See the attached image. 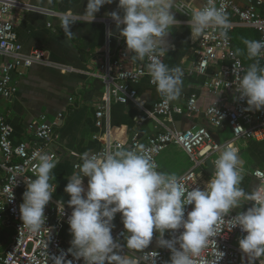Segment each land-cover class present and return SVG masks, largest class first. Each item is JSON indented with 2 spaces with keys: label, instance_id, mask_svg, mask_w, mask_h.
Segmentation results:
<instances>
[{
  "label": "built area",
  "instance_id": "1",
  "mask_svg": "<svg viewBox=\"0 0 264 264\" xmlns=\"http://www.w3.org/2000/svg\"><path fill=\"white\" fill-rule=\"evenodd\" d=\"M203 7L222 9L228 17L230 26L227 29L209 27L198 37L193 51L194 63L189 74L205 76L210 68L217 67L218 70L213 76H207L205 87L215 96L220 95L222 91H230L234 94L231 104L215 103L205 111L199 108L197 95L190 96L185 107L174 106L172 102H166V98L161 95L157 103L146 108L145 103L139 100L137 85L147 79L151 86H156L148 70L149 57L146 56L143 60L134 58L135 54L127 49L124 38L120 36L117 37L118 42L113 46L112 36L107 35L111 25H116L111 17L95 18L93 21L91 18L87 19L105 26L104 44L98 55L90 62L88 71L85 72V75L101 80L104 85L101 105L96 112V127L99 133L94 136V139L100 143V149L95 154H104L117 149L135 150L150 157L157 165V171H160V156L168 148L178 147L191 162L190 170L178 177L188 190L205 187L197 179L203 176L207 178L206 182H209L213 175L206 176L207 164H212L214 174L215 161L219 158L220 150L225 146L235 147L240 140L264 141V109L246 110L248 109L247 99H241L237 91L247 67L236 54L232 38L235 30L244 28L255 30L260 35L259 41H264V0H247L245 7L238 5L236 0H207ZM177 8L189 18L194 11L184 3ZM15 10H36L50 16L54 15L52 12L36 9L28 0H0V98L8 100L14 99L18 93V86L14 81L15 73L24 76L25 71L35 65L52 68L61 73L75 72L72 67L54 63L47 51L24 52L17 34ZM188 21L185 23L189 25ZM221 32H225L226 35L222 36ZM159 58L165 63V55ZM254 59L264 65V57ZM113 102L122 105L136 104L144 112V115L137 119V123L141 125L146 120L152 119L156 123V135L146 140L135 136L129 144L115 139L111 126ZM175 115H185L188 118L204 115L208 125L220 130L229 128L233 138L225 143L216 142L210 129L205 126L184 131L176 130L170 126ZM63 118V115H59L54 122H50L45 116H41L28 127L32 141L17 143L13 139L11 125L0 114V170L2 172L0 175V221L9 223L14 229L12 243L0 254V264H53L51 257L58 256L61 250L66 252L70 248L64 244L62 238L63 228L69 226L68 219L73 211L68 204L56 201L52 196L45 207L47 220L44 228L37 233H32L23 226L19 211L20 191L27 189V181L35 179L33 165L38 163L39 156L48 153L55 160L58 158L53 146L60 138L58 127ZM82 162L74 164L76 173L79 172L77 165H81ZM241 174L243 180L240 187L245 192L246 179L249 177L257 181V187H264V170L256 169L248 172L241 167ZM87 180V177H83L85 190H87ZM193 206H185V216ZM252 206L253 202L242 200L239 208L233 209L225 216L224 223H218L216 236L211 238L215 240V243H210L198 257L194 258L197 264H248V257L239 248V240L246 233L239 226L230 229L231 226L227 221ZM119 218L118 224H115V218L113 220L112 234L121 245H125L128 233L122 223V214ZM182 231L181 228L175 232H165L163 238L173 239ZM159 238V233L154 231L153 239ZM124 251L127 252V249L125 248ZM151 252H156L158 255L153 257L149 254ZM220 252L224 253L222 258ZM128 254L140 257L138 264H153V261L155 264H169L171 256L167 248L159 246L139 253L129 251ZM67 259L73 258L68 256ZM262 261L264 256L257 259L255 264H261ZM74 264H84V261L83 259L74 261Z\"/></svg>",
  "mask_w": 264,
  "mask_h": 264
},
{
  "label": "clouds",
  "instance_id": "2",
  "mask_svg": "<svg viewBox=\"0 0 264 264\" xmlns=\"http://www.w3.org/2000/svg\"><path fill=\"white\" fill-rule=\"evenodd\" d=\"M111 3L113 0H87L83 15L93 21L101 7ZM173 3L174 0H119L123 17L117 11L109 14L127 49L135 54L134 58L149 57L152 81L166 102L179 99L183 85L182 69L169 68L159 58L167 54L164 38L169 29L179 23L171 11ZM61 23L65 35L72 37L74 16L63 14ZM188 23L193 39L209 27L227 29L230 26L227 15L216 7L194 9ZM107 35L111 37L112 32L109 30ZM221 35L226 33L221 32ZM244 44L250 58L264 57V41L246 39ZM239 52L237 49L236 54ZM237 91L241 99H247L246 110L264 109V65L259 60L249 66ZM81 160L82 164L77 165L79 172L70 177L64 189L70 196L68 205L73 209L68 219L71 247L51 257L53 264H74L81 259L84 264H138L140 257L128 253L147 249L154 231L160 236L158 246L171 252L169 264H197L194 258L210 243H215L211 238L216 236L218 223H224L225 216L239 208L242 200L253 202V206L227 223L230 229L239 226L246 233L239 240V248L248 257V264H255L264 256V187L251 192L240 187L242 162L237 148L221 149L209 182L203 189L192 190L186 189L175 175L157 171L150 157L135 150L86 152ZM55 167L52 155L41 154L38 163L33 165L35 179L27 181L19 211L23 226L32 233L39 232L46 223L45 207L56 191L50 182ZM83 177L88 178L87 190ZM186 205H194L187 216ZM117 213L122 214L124 229L130 234L126 236L125 245L112 234ZM181 228L183 231L178 237L163 238L165 232ZM220 255L222 258L224 253ZM68 256L73 259H67Z\"/></svg>",
  "mask_w": 264,
  "mask_h": 264
},
{
  "label": "crops",
  "instance_id": "3",
  "mask_svg": "<svg viewBox=\"0 0 264 264\" xmlns=\"http://www.w3.org/2000/svg\"><path fill=\"white\" fill-rule=\"evenodd\" d=\"M36 9L54 13L50 16L40 11H14V19L17 27L19 41L24 52L33 50L47 51L54 63L72 67L75 72L61 73L58 70L35 65L25 71L24 76L14 74V81L18 86V93L12 100L0 98V114L4 116L13 129L15 142L32 141L28 131L30 123L45 116L48 121L54 122L59 115H63V121L58 127L60 138L55 146L63 153L56 159V167L52 170L54 177L50 182L56 187L53 198L63 204H68L70 196L64 191L68 180L73 174L74 164L81 162V156L88 153H96L100 149V143L94 139L99 133L96 127V112L101 105L104 93V85L101 80L85 75L89 64L105 41V26L101 23L88 21L91 17L84 16L87 0H28ZM207 0H174L172 12L179 23L169 29L164 38L167 54L165 64L169 68L179 66L183 71L182 92L176 101H171L174 106L185 107L192 95H197L198 105L202 111L215 103L231 104L234 99L233 92L222 91L220 95H213L205 87L201 76L189 74L194 59L193 51L197 38H192L191 29L185 21L190 18L178 10L182 3L191 8H202ZM237 4L245 7L247 0H236ZM119 0L101 7L95 14V18H109L110 13L117 11L123 17V10L118 7ZM69 14L74 16L75 23L72 26V37H67L62 28V16ZM51 25V26H49ZM234 49H242L245 60L250 65L255 63L250 58L244 40H259L260 35L255 30L239 28L232 34ZM240 57V56H239ZM247 67V66H246ZM248 69V67H247ZM212 73L218 70L212 67ZM139 100L145 103L146 108L157 103L161 94L156 91V86L149 84L144 79L137 85ZM144 112L134 103L122 105L116 102L111 104V126L113 137L123 143H130L133 135H138L142 140L156 135V123L152 119L139 125L137 119ZM170 126L176 130H188L198 127H208L216 142L225 143L233 138L227 134L229 128L214 129L208 125L204 115L187 116L175 115ZM231 131V130H230ZM242 145L236 146L242 162V168L248 172L256 169L264 170V141L240 140ZM160 172L175 175L177 178L191 168L190 159L184 152L175 146L168 148L159 158ZM209 163L206 168L208 173ZM0 175L2 172L0 170ZM197 180L206 186V179L199 176ZM88 182V180H87ZM246 192L254 191L257 181L249 177L246 179ZM19 194L20 203H23V194ZM120 213L118 217L119 223ZM130 235V234H128ZM14 237L13 227L0 221V254L12 243ZM64 244L71 247L72 235L69 226H64L62 231ZM126 242V241H125ZM149 245L145 250L153 249ZM134 252V251H133ZM139 253V252H138Z\"/></svg>",
  "mask_w": 264,
  "mask_h": 264
},
{
  "label": "water",
  "instance_id": "4",
  "mask_svg": "<svg viewBox=\"0 0 264 264\" xmlns=\"http://www.w3.org/2000/svg\"><path fill=\"white\" fill-rule=\"evenodd\" d=\"M120 27L122 28L123 25H121ZM110 31L112 32V39H111V40H112V42H113V46H115L116 43L118 42L117 37L120 36V35H119V31H120V30L116 27V25H111ZM120 37H121V36H120ZM211 69H212V68H210V69L208 70V72H207V74H206L205 76H201L202 79H203V81H204V83H205V81H206L207 76H213V75L216 73V71H217V70H215V71L212 73V72H211V71H212ZM135 136H136V135H133V137H132L130 143L133 141V139L135 138ZM137 138H138V139H141V137H140L139 135H138ZM53 150L57 151L58 158H60V154L63 153V151H62V150H59L58 147L55 146V145L53 146ZM212 172H213V166H212L211 163H209V170H208V173H209V174H212Z\"/></svg>",
  "mask_w": 264,
  "mask_h": 264
},
{
  "label": "rangeland",
  "instance_id": "5",
  "mask_svg": "<svg viewBox=\"0 0 264 264\" xmlns=\"http://www.w3.org/2000/svg\"><path fill=\"white\" fill-rule=\"evenodd\" d=\"M1 100V99H0ZM227 134L229 135V137H231L230 135H231V131L230 130H228V132H227ZM233 135V134H232ZM243 141V140H242ZM236 146L238 145V146H241L242 145V143H241V141H237V143L235 144ZM206 184H207V182H206ZM205 184V185H206ZM117 220H118V217H116V220H115V224L117 223L118 224V222H117ZM119 222H120V218H119ZM157 241L158 240H156V239H152V242L150 243V245L152 246V245H154V246H158V243H157ZM126 243V242H125ZM31 250V247L29 248V251Z\"/></svg>",
  "mask_w": 264,
  "mask_h": 264
},
{
  "label": "trees",
  "instance_id": "6",
  "mask_svg": "<svg viewBox=\"0 0 264 264\" xmlns=\"http://www.w3.org/2000/svg\"><path fill=\"white\" fill-rule=\"evenodd\" d=\"M259 40H260V38H259ZM238 49H239V48H238ZM235 50H236V52H237V49H235ZM239 50H240V52H239L238 55H239L240 58L242 59L244 65L247 66V67L249 68L250 64L247 63V61L245 60V57L242 55L244 51H243L242 49H239Z\"/></svg>",
  "mask_w": 264,
  "mask_h": 264
}]
</instances>
